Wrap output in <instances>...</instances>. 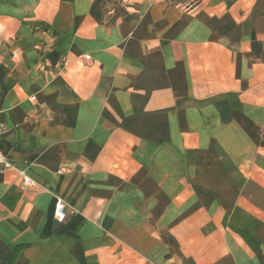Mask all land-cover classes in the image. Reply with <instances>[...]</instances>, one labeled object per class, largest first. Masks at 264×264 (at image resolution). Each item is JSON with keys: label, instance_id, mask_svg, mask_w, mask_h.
I'll return each mask as SVG.
<instances>
[{"label": "crops", "instance_id": "0c3cea01", "mask_svg": "<svg viewBox=\"0 0 264 264\" xmlns=\"http://www.w3.org/2000/svg\"><path fill=\"white\" fill-rule=\"evenodd\" d=\"M0 124V264H264V0H0Z\"/></svg>", "mask_w": 264, "mask_h": 264}, {"label": "built area", "instance_id": "2783aa9c", "mask_svg": "<svg viewBox=\"0 0 264 264\" xmlns=\"http://www.w3.org/2000/svg\"><path fill=\"white\" fill-rule=\"evenodd\" d=\"M5 131L4 125L0 124V135H2ZM0 167L2 170H13L17 171L18 177L21 181V184L26 187L35 186L36 182L34 178L25 170L20 169L16 165H14L8 157L1 151L0 149ZM54 214L57 220L65 221L69 216V211L66 210L65 203L62 198L57 197L55 202Z\"/></svg>", "mask_w": 264, "mask_h": 264}, {"label": "trees", "instance_id": "16d2710c", "mask_svg": "<svg viewBox=\"0 0 264 264\" xmlns=\"http://www.w3.org/2000/svg\"><path fill=\"white\" fill-rule=\"evenodd\" d=\"M261 146H263L264 147V133H263V136H262V139H261Z\"/></svg>", "mask_w": 264, "mask_h": 264}]
</instances>
